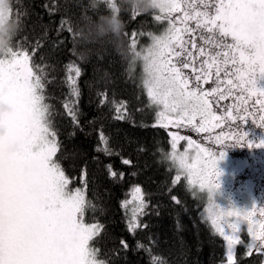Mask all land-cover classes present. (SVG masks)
Listing matches in <instances>:
<instances>
[{
	"label": "snow or ice",
	"instance_id": "snow-or-ice-1",
	"mask_svg": "<svg viewBox=\"0 0 264 264\" xmlns=\"http://www.w3.org/2000/svg\"><path fill=\"white\" fill-rule=\"evenodd\" d=\"M102 2L110 9L109 15L120 16L117 0ZM153 2L159 13L155 21H166L167 25L158 35L145 33L151 39L147 47L137 50V40H132L130 50L134 56L128 68L131 77L138 61L142 66L139 80L148 106L155 109L153 126L191 128L203 133L220 129L213 141L220 148L245 143L248 147H264V141H248V133L242 129L249 120L264 128V0ZM4 3L0 0V25L8 24L12 16L23 19L27 14L26 10L21 14V0H13L7 11ZM43 7L49 15L60 10L55 4ZM106 17L95 22L101 32L105 30ZM65 26L74 37L84 38L65 19L57 29L58 36ZM16 35L8 54L0 56V264H107L99 258V249L90 244L103 225L84 219L86 211L96 208L86 194L87 173L82 170V187L71 188L73 179L57 158L61 144L53 107L47 102L46 88L51 83L47 64H35V50L30 54L17 47ZM62 43L61 40L54 46ZM65 67L69 99L63 107L78 126L76 105L81 96L78 79L82 70L71 62ZM209 84L212 86L204 87ZM97 95L102 97L101 104L109 101L107 93ZM230 97L232 103L221 104ZM110 103L117 113L115 119H130L125 102L113 99ZM5 104L7 111L3 109ZM171 137L173 151L169 158L173 164L183 172L189 186L198 183L202 191L209 193L207 219L226 241L228 264H237V245H244L249 257L254 251L264 257V206H259V218L255 214L257 206L245 211L219 208L212 199L220 187L218 154L176 132ZM180 140H187L189 148L195 147L194 157L176 151ZM99 142L102 147L96 151L107 156L116 154L103 130ZM223 155L219 153V158ZM106 169L111 177L117 176L111 165ZM175 179L179 181L181 176ZM135 194L139 205L129 223L132 231L141 227L135 213L144 214L147 207L139 187ZM126 205L127 201L122 206ZM244 230L250 237L247 244L240 236ZM121 245L125 250L128 247L124 241Z\"/></svg>",
	"mask_w": 264,
	"mask_h": 264
},
{
	"label": "trees",
	"instance_id": "trees-1",
	"mask_svg": "<svg viewBox=\"0 0 264 264\" xmlns=\"http://www.w3.org/2000/svg\"><path fill=\"white\" fill-rule=\"evenodd\" d=\"M60 10L49 15L44 4ZM120 18L124 30L118 38L96 36L93 28L110 9L102 0H21L23 24L15 44L33 53V62L47 64V102L53 107V121L61 144L57 158L66 175L73 179L71 188L82 187V170L87 175V197L96 205L85 213V222L103 225L100 234L90 242L99 249V258L107 264H228L224 239L205 217V193L189 186L185 175L169 158L172 153L170 131L156 125L155 109L150 107L139 75L138 61L130 77L132 58L123 49H130L133 39L137 50L149 45L145 33L160 34L167 22L155 21L156 10L136 14L124 0ZM95 5V7L93 6ZM15 15V13H14ZM62 19L67 20L84 38L74 37L65 26L57 35ZM45 32L47 33L45 35ZM135 33V36H133ZM63 41L58 47L54 43ZM43 57V59H42ZM78 65L81 96L76 105L78 126L67 115L63 103L69 99L66 65ZM98 92L107 93L109 101L101 104ZM127 105L124 120L110 103ZM109 137L111 156L96 151L102 147L99 133ZM128 160L129 164L122 161ZM111 165L117 172L111 177L106 169ZM122 174V176H121ZM181 176L179 181L175 177ZM139 187L147 207L144 214L135 213L141 227L130 230L134 208L128 204L132 191ZM175 198V199H173ZM179 200L177 204L175 201ZM127 201V205L122 206ZM147 225V228L143 225ZM242 240L247 241L242 234ZM121 241L127 243L125 250ZM142 245V247H138ZM237 264H262L264 257L253 252L246 255L244 245L236 249Z\"/></svg>",
	"mask_w": 264,
	"mask_h": 264
},
{
	"label": "rangeland",
	"instance_id": "rangeland-1",
	"mask_svg": "<svg viewBox=\"0 0 264 264\" xmlns=\"http://www.w3.org/2000/svg\"><path fill=\"white\" fill-rule=\"evenodd\" d=\"M150 43L151 39L149 41V44ZM211 86L212 85L209 84L205 85L204 87L209 88ZM232 102L233 100L230 97L229 100L222 101L221 104L228 105ZM167 129L168 131H170L171 140V133L176 132L181 136H185L192 140H195L202 147L209 148L211 151L218 154L217 171L220 173V175L217 183L220 185V187L215 190L214 194H212V199L215 201V204L219 206V208L224 209L225 211L231 210L232 208L245 211L252 209L253 206H257L255 214L258 218L260 217L259 206H264V147H248L247 143H245L243 145H225L220 148L219 145L213 143L215 136L220 132V129H215L211 133L196 132L193 131L191 128H175L173 126H169V128ZM243 131L246 132L245 129H243ZM247 139L253 144L261 143L260 141L255 139V134L248 133ZM176 151L178 153L187 152L190 158L194 157L196 153V149L194 146L192 148L188 147L187 140H180L177 143ZM219 153L224 154L222 158H219ZM195 188L205 193L206 197L209 196L207 190L202 191L199 188L198 183ZM134 195H136L135 189L131 193V196L128 200V204H130L134 209H137L139 201L137 199H134ZM209 208L210 202L207 198V203L204 209V214L206 218V210ZM226 231H230V229L226 228ZM243 233L247 237V241L245 242V244H247L250 240V237L247 234L246 230H244L240 233L241 239H243Z\"/></svg>",
	"mask_w": 264,
	"mask_h": 264
},
{
	"label": "clouds",
	"instance_id": "clouds-1",
	"mask_svg": "<svg viewBox=\"0 0 264 264\" xmlns=\"http://www.w3.org/2000/svg\"><path fill=\"white\" fill-rule=\"evenodd\" d=\"M124 5L131 9H135L138 13H145L149 11L155 10V5L153 0H124ZM13 6V0H5L3 7L7 11L11 9ZM121 10L122 6L120 5ZM23 21L21 18L17 17H10L9 23L6 25H0V56L7 55L9 49L12 45V40L14 36L21 30ZM104 27L105 30L101 32L96 26L94 25V32L96 36H107L111 35L113 37L118 38L122 31L124 30V22L121 20L120 16H107L104 20ZM118 45L121 49L125 52L127 56L133 58L134 53L130 49H123V45L117 39ZM3 109L5 111L8 110V105H3Z\"/></svg>",
	"mask_w": 264,
	"mask_h": 264
},
{
	"label": "flooded vegetation",
	"instance_id": "flooded-vegetation-1",
	"mask_svg": "<svg viewBox=\"0 0 264 264\" xmlns=\"http://www.w3.org/2000/svg\"><path fill=\"white\" fill-rule=\"evenodd\" d=\"M242 126H243V129H245L247 133L255 134L256 140H258L260 142L263 141L264 128L257 126L251 120H249L246 124H243ZM263 166H264V164H263Z\"/></svg>",
	"mask_w": 264,
	"mask_h": 264
}]
</instances>
